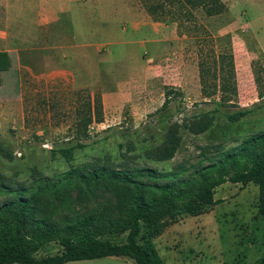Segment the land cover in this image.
<instances>
[{"label": "rangeland", "instance_id": "obj_1", "mask_svg": "<svg viewBox=\"0 0 264 264\" xmlns=\"http://www.w3.org/2000/svg\"><path fill=\"white\" fill-rule=\"evenodd\" d=\"M49 1L0 0V51H21L18 65L0 73V142L6 147L0 151V172L9 187L0 193V205L10 202L17 188L24 189V197L38 196L27 209L28 233H34L38 220L117 219L135 195L108 181L88 185L78 177L63 180L70 167L54 149L81 143L85 147L76 150L80 170L84 165L88 171L149 168L159 177L140 180L165 185L170 182L166 170L182 166L188 172L181 177L190 178L209 165L203 149L218 160L219 152L235 145L222 130L214 133L212 144L191 132L188 125L203 113L217 106L230 113L260 105L257 114L264 117V12L260 17L245 0H220L226 12L211 17L182 0ZM109 3L117 9L108 26L89 24L88 33L77 32L82 18L108 17ZM157 6L164 11L152 15L149 8ZM201 64L208 91H213L214 73L219 87L224 77L234 83L232 102L222 105L220 91L211 101L204 98ZM168 89L176 94L161 113ZM215 120L228 123L226 118ZM175 129L183 132V140L172 160L145 154V148ZM221 144L223 149L215 148ZM46 185L50 188L43 190ZM145 196L149 201L160 197L155 190ZM214 199L219 202L195 214L186 213L182 204L159 226L141 223L138 242L154 264H259L264 256L259 187L225 183L215 189ZM126 236L112 239L119 244ZM61 252L52 241L35 256ZM67 264L136 263L108 257Z\"/></svg>", "mask_w": 264, "mask_h": 264}, {"label": "trees", "instance_id": "obj_2", "mask_svg": "<svg viewBox=\"0 0 264 264\" xmlns=\"http://www.w3.org/2000/svg\"><path fill=\"white\" fill-rule=\"evenodd\" d=\"M185 6L193 9L201 7L208 16L221 15L226 12V6L220 0H182ZM184 8V6L182 5ZM164 11V7H150L152 15L157 11ZM183 18V17H182ZM156 19L159 17L156 16ZM179 19V18H178ZM182 20V19H181ZM226 57H220L224 59ZM229 58V57H227ZM230 59H233L230 56ZM16 55L9 52H0V73H8L16 64ZM202 65V86L205 99L213 100L221 92L222 105L232 102L235 92L234 83L228 78L220 80L219 87L214 73L213 91H208L205 80V71ZM233 67V62L231 61ZM2 78L0 76V86ZM220 89V90H219ZM173 89L165 93V102L162 111H167L172 102ZM261 99L264 96H260ZM219 104V103H217ZM220 105V104H219ZM260 105L251 108H242L230 113H224L219 106L214 111L202 114L200 121L188 125L189 130L196 135H204L209 144L213 143V135L222 130L225 136L235 144L225 152H219V159L209 157L207 150H202V157L209 162L207 167L197 168L190 178H182L188 169L178 166L168 169L165 177L170 180L165 185H152L141 181V178H158V172L149 168L136 170L109 169L102 167L88 171L86 165L80 170L76 162V150L85 146L78 143L75 146L54 149L53 153L61 156L70 167V172L64 175L63 180H74L78 177L84 184H97L108 181L112 185H120L127 191L135 192L129 207L117 219H101L97 215L78 217L63 224H51L44 221H34L33 234L27 231V209L38 202V196L24 197V189L17 188L14 198L10 202L0 205V264H67L78 261H91L108 257H126L136 264H154L150 253L138 242L141 223L159 226L160 222L173 216L183 209L186 213H198L203 208L217 204L214 199L215 189L225 183L240 184L246 187L254 184L259 187V213L264 224V117L257 114ZM226 118L228 123H221ZM213 125V126H212ZM246 126H252L254 131L249 132ZM214 127V128H213ZM166 137L157 145L145 148L143 151L150 158L157 161H170L182 148L183 132L180 129L166 132ZM125 145L120 144L123 149ZM224 144L217 149H223ZM130 148H133L130 145ZM0 151L6 147L0 142ZM9 155V152H6ZM217 155V156H218ZM10 156V155H9ZM178 177L179 180L174 181ZM41 187L43 190L50 188ZM0 172V193L8 191ZM155 190L159 194L157 200H146L147 192ZM127 235L122 243H115L112 238ZM99 238V239H98ZM58 242L62 252L56 255L37 258L35 255L43 245L49 242ZM259 264H264V256Z\"/></svg>", "mask_w": 264, "mask_h": 264}, {"label": "crops", "instance_id": "obj_3", "mask_svg": "<svg viewBox=\"0 0 264 264\" xmlns=\"http://www.w3.org/2000/svg\"><path fill=\"white\" fill-rule=\"evenodd\" d=\"M51 2V1H49V0H40V2ZM57 2L58 1H62V0H56ZM64 1V0H63ZM92 0H90V2H91ZM108 1H110V2H113V0H108ZM262 1H264V0H245V3L248 5H250V8L252 9V11L253 10H256L257 12L256 13H261L260 14V17H261V15H262V13L264 12V10H263V6H262V4H261V2ZM110 4V3H109ZM114 3H111L110 5H109V9H110V12H109V15H108V17L107 16H103L101 19H99V18H96L95 20H88V19H85V18H82L83 20H80V22H78L77 23V25H76V29H77V32H79V33H88V28H87V25H89V24H95V23H97L99 26H101L102 27V29L105 27V26H108L109 24H110V22H111V20H112V18L114 17V13H115V11H116V9H117V6H114L113 5ZM119 7V6H118ZM74 8V6L72 7V8H66V9H63V11H69V10H72ZM120 8V7H119ZM62 10V7H60V6H57V10ZM48 9L47 8H44V11H47ZM96 12V11H95ZM45 15H47V13H45ZM46 18L45 19H47V18H49V17H47V16H45ZM92 18H95V17H93V15H92ZM49 19H51V18H49ZM88 21V22H87ZM79 28V29H78ZM72 30H75V28L74 29H72ZM102 31V30H101ZM99 32V31H98ZM261 33V32H260ZM259 42L262 44V42L260 41V38H259ZM127 44V43H126ZM262 46H263V49H264V45L262 44ZM78 47H82V46H78ZM0 52H2V51H0ZM3 52H9V53H13V54H15L16 55V59H17V65H18V63L21 61V51L20 50H17V51H11V50H6V51H3Z\"/></svg>", "mask_w": 264, "mask_h": 264}]
</instances>
